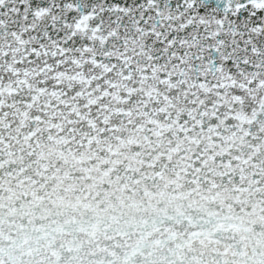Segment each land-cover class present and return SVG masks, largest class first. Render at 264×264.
Masks as SVG:
<instances>
[{"label": "snow or ice", "instance_id": "obj_1", "mask_svg": "<svg viewBox=\"0 0 264 264\" xmlns=\"http://www.w3.org/2000/svg\"><path fill=\"white\" fill-rule=\"evenodd\" d=\"M0 264H264V0H0Z\"/></svg>", "mask_w": 264, "mask_h": 264}]
</instances>
